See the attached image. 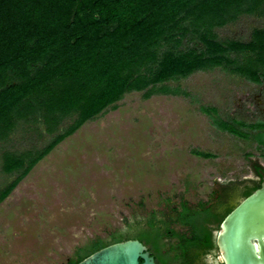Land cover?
Returning <instances> with one entry per match:
<instances>
[{"label": "rangeland", "instance_id": "374dc122", "mask_svg": "<svg viewBox=\"0 0 264 264\" xmlns=\"http://www.w3.org/2000/svg\"><path fill=\"white\" fill-rule=\"evenodd\" d=\"M183 27L179 48L203 49L191 22ZM257 29L264 30V5L261 13H240L212 32L219 42H249ZM230 57L237 64L169 80L165 92L148 99L143 92L126 94L116 109L45 155L77 115L52 124L51 133L40 114L21 121L0 141V195L15 184L0 203V264H66L92 240L139 232L152 215L168 219L182 201L194 208L206 203L219 214L238 204L264 169V128L240 127L242 138L220 123L264 124V83L232 70L246 56ZM43 70L39 65L34 74ZM5 153L23 159V167L5 172ZM197 253V264L210 263L211 253Z\"/></svg>", "mask_w": 264, "mask_h": 264}, {"label": "trees", "instance_id": "16d2710c", "mask_svg": "<svg viewBox=\"0 0 264 264\" xmlns=\"http://www.w3.org/2000/svg\"><path fill=\"white\" fill-rule=\"evenodd\" d=\"M263 5L264 0H0V141L21 121L39 114L50 133L52 124L77 115L75 125L48 146L45 155L83 124L116 109L126 94L143 92L148 99L165 92L169 80L237 64L230 54L246 56L233 71L264 83V30H255L249 42H219L212 32L240 13H261ZM186 21L199 34L203 49L179 48L176 36L186 35ZM170 43L159 55V49ZM39 65L44 70L35 75ZM220 125L242 138L247 134L240 127L264 128L237 121ZM37 162L31 161L29 169ZM23 165V159L5 153V172ZM14 187L1 193L0 203ZM252 192L246 190L245 196ZM229 212L219 214L206 203L194 208L182 201L168 219L152 215L144 229L136 227L139 232L92 240L77 248L66 264H78L130 239L144 243L157 264H193L197 251L216 250L214 227ZM177 225L185 230H177Z\"/></svg>", "mask_w": 264, "mask_h": 264}, {"label": "water", "instance_id": "95a60500", "mask_svg": "<svg viewBox=\"0 0 264 264\" xmlns=\"http://www.w3.org/2000/svg\"><path fill=\"white\" fill-rule=\"evenodd\" d=\"M215 235L220 264H264V184L238 202ZM78 264L157 263L144 243L130 239L109 245Z\"/></svg>", "mask_w": 264, "mask_h": 264}, {"label": "flooded vegetation", "instance_id": "af4514ba", "mask_svg": "<svg viewBox=\"0 0 264 264\" xmlns=\"http://www.w3.org/2000/svg\"><path fill=\"white\" fill-rule=\"evenodd\" d=\"M257 174V178L254 180V181H252V179H247L246 180V182H250V181H252L253 182V185L252 186H249L250 188H248V189H253V192L255 191V190H257V189H259V188H261V186L264 184V169L262 168V167H259L258 169H257V172H256ZM252 192V193H253ZM251 193V194H252ZM249 196V195H248ZM248 196H245V197H243L241 200H243V199H245L246 197H248ZM240 200V201H241ZM239 201V202H240ZM237 205V204H236ZM235 205V206H236ZM234 206V207H235ZM234 207H232V208H229L230 209V212L234 209ZM229 212V213H230ZM228 215V214H227ZM221 224V223H220ZM220 229V225H219V227L218 228H215L214 227V230H213V233H214V235H215V233H216V231H218ZM215 244H216V250L214 251V252H212L211 253V255H213L214 256V259H211V261L213 262V264H220V262H219V260H218V255H219V250H218V246H217V243H216V235H215ZM207 263H208V261H207ZM193 264H197V262L195 261ZM206 264V263H205Z\"/></svg>", "mask_w": 264, "mask_h": 264}]
</instances>
